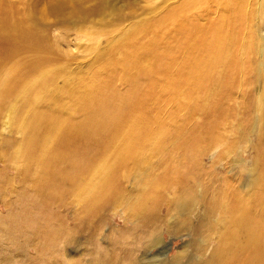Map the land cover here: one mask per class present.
I'll use <instances>...</instances> for the list:
<instances>
[{
	"label": "rangeland",
	"instance_id": "rangeland-1",
	"mask_svg": "<svg viewBox=\"0 0 264 264\" xmlns=\"http://www.w3.org/2000/svg\"><path fill=\"white\" fill-rule=\"evenodd\" d=\"M0 1V10L2 13L0 15V25L6 28V40L9 43L14 41L18 46L22 43H27L31 46L28 49L26 48V50L22 49L24 52L20 51L21 53L13 57L12 54L10 55L7 52L8 47H5L7 44L3 41L4 45L2 44L0 46V56L6 57L3 61L8 56L11 57L8 63L17 66L18 71L30 68V71L35 72V70L40 69L43 65V69L46 67L49 68L44 70V73H47L48 76L40 79V81L36 78V83L33 82L34 84L32 85L35 89L34 93H40L42 83L46 82L47 85L43 91H47L45 94L48 98L54 95L56 99L63 101L66 112L58 120H63L65 118L64 116L68 117L70 114H73V104L75 105L77 102V96L83 94L88 88H104V93L107 96L114 97L115 95H121V98L132 92L133 94L129 95H131V98L134 95V99L128 97L127 100L130 101H124V98L120 101V103L125 105V108L128 109L129 107V110H125V112L132 114L140 106L146 108L151 117L161 116L160 118L166 124L163 125L164 128H162V131L159 128H154L153 133L159 135L165 133L164 135H168L167 138L170 134H172L171 136L175 135L173 140L171 142L169 141L170 144H163L165 150L178 146L186 140L191 131L198 128L201 124L200 121H206L207 114L203 109L202 112L194 111L198 107L196 104L192 106V103H190L192 99L188 97V94H190L193 84H189L188 82L183 83L179 93H175L173 88L168 84L169 74L171 76L178 73L184 74L186 70L187 75L189 74L191 64L188 65L187 61L193 52L191 51V47L186 48L182 45H180L182 47L174 45L176 41H174L175 35L174 38L171 36L174 33L172 25L167 23V27L161 32L156 28L157 21L164 16H171L170 14H173L180 7H183L185 8L183 13L185 17L198 19L199 24L205 27L215 17L229 14V10L234 4L238 3L246 8L253 6L256 13L255 16L253 17V13L250 14L247 17L248 21L246 20V22L244 21L239 25L238 39H233L235 45L231 48V51L238 54L239 58L238 73L234 77L233 89L229 88L228 94H225L226 99L223 100V104H219L217 107V118L215 117L214 119V127L209 132L203 134L206 139L201 143V147L204 150L198 157L201 174L199 175V184L196 191L200 197L203 196L209 199L219 200H221L219 197L224 196L222 191L229 187L233 189L235 194L244 198V200L248 197L253 200L254 196L258 194L264 196V15L262 16L260 14L264 0H200L196 2L195 0ZM24 8H28L31 11L29 17L34 27L32 30L29 27L18 29L14 35V31L12 32V30L17 29L21 24V15L16 10L19 9L21 11ZM249 24L248 30L247 26ZM143 25L146 29L145 31H140L138 28ZM228 31L231 30L228 29ZM200 35L201 39L205 37L202 33ZM156 36L160 39L158 47L162 49L158 50L162 52L170 43V46L173 47L171 50L172 56L178 63L164 70L165 72L156 70L152 79L146 80L145 77H139L140 82L142 79H145V81L143 80L140 83L137 82L139 80L137 78L138 80L136 79L137 81L135 82L140 87L136 85V91L135 82L134 85L131 84V81L129 84V80L123 76L127 71H125V67H123L124 69L121 68L124 66L123 63L121 64L126 55L124 53L134 54L140 48V45L143 48L145 45L148 47L149 41L158 40V37L157 39L155 38ZM170 36L173 39L172 43ZM11 39L12 41H10ZM135 41L138 47L135 45ZM163 42H168L167 46ZM133 43H135V46ZM139 43L142 44L139 45ZM160 44L163 45L161 46ZM245 44H247V49ZM163 46L166 47L164 48ZM136 48L137 50H135ZM189 49L191 51L190 53H188L189 51L187 52ZM194 56L195 61L200 60L201 50L196 51ZM147 60L145 62L149 64L148 68H150L152 59L148 58ZM181 61L182 63H180ZM43 69L41 68V70ZM109 69L110 71L108 72ZM120 70L121 72L123 71V75L122 73L119 74ZM105 71H107L106 74ZM130 72H132V75L136 73L134 69ZM4 75L6 76L7 73H4L3 70L1 71L0 68V77L2 76L4 78ZM120 77L123 79L122 81L119 79ZM129 85L134 87V89L129 88ZM126 86L129 90H127ZM109 87H111V90ZM67 88L71 91L73 90V93L71 92V100L67 94V91L70 90ZM50 89L52 90L48 91ZM65 91L66 94H64ZM107 92L111 95H108ZM42 95L44 96L43 99L47 101L46 95L44 93ZM137 95L140 98H137ZM202 96L203 92L199 89L194 95V98L191 96L193 98L192 102L199 101ZM20 98L21 96L17 97L14 103V108L16 109L13 114L14 121L12 122L11 117L6 116L3 120V125L0 127V156L5 157L2 160L0 158V162H2L0 163V169L2 170H0V176L2 175L0 178H3L2 181L4 182L6 181L5 183H1V185L3 184L2 186H5V190H2L0 193V261L2 258V261L5 259L4 256H7L13 257L16 262L15 264H47L45 260L46 256L44 254V256H39L40 253H36L35 248L40 240L31 229L25 231L19 237L17 233L15 234L10 229L13 228L11 227L13 225L16 227L20 224V228L25 226L24 221L26 222V220L22 217L23 209H28L30 215L33 218L36 217V219L42 217L43 214L40 206L36 202L33 189L34 182L44 173L42 172L44 169L41 168L42 164L40 166L38 161H35L31 169L24 168L25 164L27 165V159L24 161L21 157L27 145L24 142L26 129L20 127V121H28V117H31L36 111L49 110L48 107L52 108L56 106V102H46L43 99L42 101L36 100L34 101L33 107L30 108L28 106L26 111H23L22 109L26 105V96ZM53 98L55 99V97ZM136 98L142 99V102L136 100V104L133 106ZM135 106L138 108L134 109ZM157 113L161 114L158 115ZM72 118L78 119L79 114L72 116ZM43 139L44 137L41 136L36 145L39 151H36L38 152L37 154L42 150L40 148H42ZM70 148L73 150H70ZM79 148L82 150L84 147L66 140L57 141L54 136L49 139L47 151H44L45 153L42 155V159L50 160L52 158L51 155L56 151L58 152V150H61V153L65 152L63 154L66 155L75 153L76 151L74 152V150L79 151ZM94 149H91V151L93 150L92 153L87 149V155H93L92 159H95V156L97 158L100 156L98 154L99 151L96 148ZM94 151L97 155L93 154ZM1 152L3 153L1 154ZM150 155L141 163L130 162L127 165V169L124 171V180L127 181L123 183V187H126L127 190V196L121 197L112 207V210L104 215V218H106L105 223L98 229V232L90 229L88 225L79 226L73 242L63 249L65 252H59L62 249V244L56 245L55 249L57 253L54 255L60 260V263L65 264L69 260L76 259H82V261L90 260L91 256L88 250L93 246L87 239L91 230L97 233L96 242L101 248L104 250H112V240L118 236L117 232L124 227L123 223L127 222V225L130 224L128 220L123 221L122 215L132 213L143 198L148 196L146 193L150 192L151 189L164 190L165 198L160 201L158 208L162 215H165L169 203L176 198L170 190H167L168 186L175 187L172 182L173 176L170 177L168 174L169 168L172 164L178 163L176 161H182L184 157L189 158L192 155L188 153L186 154L187 156L179 157L172 163H170V159L168 161H162V156L156 153ZM11 156L14 159L15 157L18 159L14 160ZM114 159V156H112L111 160L114 161ZM8 160H10V163ZM51 160L53 161L54 158ZM113 161L109 164L101 163L106 170H110ZM5 164L8 165L4 167ZM133 167L138 168L135 169ZM41 172L42 174H40ZM27 174L29 177L27 176V180L24 181V175ZM7 177H10V179ZM6 188L8 189L6 190ZM24 191H26V195L21 193ZM89 196L91 197V195ZM89 196L88 199L90 198ZM58 197L60 200H58ZM78 197L76 193L53 197L55 204L52 206L54 208L52 214L55 212L58 213L55 214L58 217L60 216L59 218L70 226H74L75 223H81L86 219L85 208L87 200ZM85 198L87 199V196ZM126 198L131 201L128 207L123 206ZM147 198L150 200L155 199L153 193ZM256 209L264 211V201ZM193 212L192 220L196 223L199 221V217L196 216L197 213H195V210ZM181 219L182 217L172 216L167 228L164 226L160 228L159 240H161V244L152 250H147L143 254H140V251L137 254L139 253L144 258L153 256L159 260L158 264H168L169 261H172L183 251L189 254L191 259L193 256L192 234L187 232L171 234L167 230L174 231L173 228L177 225L176 222L178 223ZM9 230L10 233L7 232ZM202 240L204 241V239ZM15 242L22 244L21 246L24 247L23 251L26 252V255L21 256L22 258L14 257L13 250L16 248L14 245ZM2 261L0 264H2Z\"/></svg>",
	"mask_w": 264,
	"mask_h": 264
},
{
	"label": "bare ground",
	"instance_id": "bare-ground-1",
	"mask_svg": "<svg viewBox=\"0 0 264 264\" xmlns=\"http://www.w3.org/2000/svg\"><path fill=\"white\" fill-rule=\"evenodd\" d=\"M196 1L200 0H195V2ZM184 10L185 8L180 7L173 14H170L171 16H164L156 23V28L161 32L167 27V23L172 25L174 33L171 36L174 38L175 35L174 41H176V44H173L178 47H191V51L193 52L187 61L188 65L191 64L189 74L187 75V70L184 74L178 73L172 76L169 74L170 77L167 81L175 93L180 92L183 83L188 82L189 84H193L192 90L190 94H188V97L192 100L197 91L201 89L203 96L199 101L193 103L192 100L189 99L191 100L190 103H192V106L196 104L198 107V109L196 108L194 111L202 112L203 109L206 111L205 113L207 116L205 118L206 121H200L201 124L198 128L191 131L186 140L169 150H165L163 144H170L169 141L171 142L175 135L171 136L172 134H170L171 137L169 136L167 138L168 135H164L165 133L159 135L152 132L154 128H159V130L162 131V128H164L163 125H166L160 118L161 116L153 118L148 114L147 109L141 106L139 108L137 107L138 109L135 106L134 109H137L135 113L130 114V112H125V110H129V107L128 109L125 108V105L120 103V101L123 98L124 101H130L127 99L128 97L131 98L132 92L129 93L131 95L128 94L121 98V95H115L114 97L107 96L104 93V88L85 89L86 91L83 94L80 93L81 95L79 96L73 94L78 97L76 98L77 102L75 105L73 104V114H70L68 117L64 116L65 118L63 120H58V118L65 115L66 112L63 101L56 99L54 95L52 96L55 97V99L51 96V98H48L45 94L47 91H43L45 90L44 87L47 85L46 82L42 83L43 85H41L40 93H34L35 89L32 85L37 79L40 81V79H44L48 76L47 73H44V70L48 67L43 69V65L41 67L43 70L38 68V71L35 70V72L30 71V68L18 71L17 66L8 63L11 57L8 56L5 62L3 59L6 57L0 56L1 71L3 70L4 73H7L6 76L4 75V78H2L3 75L0 77V85L2 86H0V127L3 125V120L6 116L11 117L12 122L14 121L13 114L16 111L14 103L17 97L21 96V98H24L26 96V105L22 109L23 111H26L28 106L30 108L33 107L34 101H42L44 97L42 95L43 93L46 95L47 101L45 99L43 100L46 102H56V106L52 108L48 107L49 110L36 111L31 117H28V121H20V127L26 129L24 142L25 144L27 143V145L21 157L24 161L27 159V165L25 164L24 168L31 169L35 161H38L40 166L42 164L41 168L44 169L42 171L44 173L42 174L41 172L40 174L42 175L40 177L38 175L39 178L37 180L35 179L36 181L34 182L33 189L36 202L38 206H40L43 214L42 217L36 219V217L33 218L32 215H30L28 209H23L22 217L26 220V222L24 221V225L27 228L23 226L21 229L20 224H18L16 227L14 225L11 226L13 228L10 229L15 234L17 233L18 237L24 234L25 231L31 229L40 240L35 248L36 253H40L39 256L45 255L47 264H62L54 255L57 253L55 247L56 245L62 244V249L59 251L62 253V251H64L63 249L73 242L79 226L88 225L90 229L98 232V229L105 223L106 218H104V215L112 210V207L121 197L127 196L126 187H123V183L127 181L124 180V171L127 169V165L130 162L141 163L153 153L161 155L162 161H168L170 159V163L176 161L179 157L187 156L186 154L188 153L192 155L189 158L184 157L182 161H176L178 163L172 164L169 168L168 174L170 177L173 176L172 182L175 187L172 188L168 186L167 190H170L176 198L169 203L165 215H162L158 208L160 201L165 198L164 190L151 189V191L146 194L149 196L153 193L155 197L154 200H150L147 198L148 196H145L132 213L122 215L123 221L125 222L128 220L130 224L127 225V222L123 223L124 227L117 232L118 236L112 240V250H104L101 248L96 242L97 233L91 230L87 239L93 246L88 250L91 256L90 260H85L87 262L82 261V259L69 260L65 264H158L159 260L155 259L153 256L148 258L147 255V258H144L141 257L139 253L143 254L147 250H152L161 244V240H159L160 228L162 226L167 228L170 218L175 215L176 217H182V219L179 220L178 223L176 222L177 225L173 228L174 231L167 230L171 234H178L181 232L192 234L193 256L190 259L189 254L183 251L172 261H169L168 264H264V211L256 209V207L262 205L264 196L258 194L254 196L253 200L250 197L244 200V198L235 194L233 189L229 187L222 191L224 196L219 197L221 199L219 200L209 199L203 196L200 197L196 191L199 184V175L201 174L198 157L204 150L201 147V143L206 139L203 134L209 132L214 127V119L215 117L217 118V107L219 104H223V100L226 99L225 94H228L229 88L233 89V84L235 82L234 77H236L235 74L238 73V54L231 51V48L235 45L233 39H238L239 25L244 21L246 22L250 14L253 13L254 17L256 13L253 6L246 8L237 3L232 5L229 14L226 16H217L214 20L209 21L207 26L202 27L197 21L198 19H189L185 17L183 14ZM16 11L21 15V24L17 29L12 28L14 29L12 30V32L14 31V35L17 33L18 29L21 28L29 27V29L32 30L34 25L33 23L31 24L29 17L31 11H29L28 8H24L21 11L17 9ZM1 14L0 10V15ZM260 14L262 16L264 15V1L262 2ZM249 26L250 24L247 26L248 30ZM5 29V27L0 25V46L4 41L5 44H7L5 47H8L7 52H9L10 55L12 54L14 57L18 53L24 52L22 49L26 50V48L28 49V47H31L30 44L27 43H22L23 45L21 44L20 47L11 39L10 41H12L11 43L13 44L12 47V44L6 40L7 33ZM138 29H140V31H145L146 28L143 25ZM228 29L231 31H228ZM201 33L205 35L203 39H201ZM171 36L170 40H172V43L173 39ZM157 37L158 36L155 38L157 39ZM129 41L131 42V40ZM159 41V37L158 40L149 41L148 47L144 43V48L140 45L142 43H139L140 48L138 50L136 48L135 50L137 51L134 54L124 53L126 55L125 58H123L124 61L121 62L124 66L121 68L125 67V71H127L125 75H123V68V71L121 72L120 70L119 74L122 73L124 78L129 80V84L131 81V84L134 85V82L137 81L139 77H145L146 80L152 79L156 70L164 71L170 66L178 63L171 53L173 47L170 46V43L169 46H167V43L170 41L167 43L163 42L167 47L163 46L166 48L163 49L162 52L159 51L162 50L158 47ZM135 43H133V45ZM135 45L137 46V43ZM245 46L247 49V44H245ZM18 47L21 49H18ZM198 50H201V59L195 61L194 53ZM191 51L190 49L187 50L188 53ZM131 53L133 52L131 51ZM148 58L152 59L150 68H148L149 64L145 62L148 61ZM182 61L180 63H182ZM35 64L37 65V63ZM181 68L183 67L181 66ZM133 69L136 73L132 75L130 71ZM109 71L110 69L108 72ZM106 72L107 71H105V74ZM167 73L169 72L167 71ZM140 78L137 82H140ZM119 79H121V77ZM145 79H142V81H145ZM122 80L123 79H121V81ZM137 82H135V88L136 85L139 86ZM109 88L111 90V87ZM129 88L134 89L131 85H129ZM129 88L127 87V90H129ZM51 90L52 89L48 91ZM71 92L73 93V90L67 91L70 100L72 98ZM138 92L141 93L140 91ZM64 94H66V91ZM108 95L111 94L108 93ZM137 96V98H140L139 95ZM191 96H193V98ZM132 98H135L134 95ZM137 98L135 99V103L133 102V106L136 104V100H142ZM73 99L75 98L73 97ZM76 114H79V118L73 119L72 116ZM160 114L161 113L158 115ZM41 136L44 137L41 145L42 148H40L42 150L37 154L39 151L36 145ZM54 136L57 141L66 140L76 145L79 144L84 148L82 150L79 148L80 150H78L80 152L74 150V152L76 151L75 153L66 155L63 154L65 152L61 153V150H58V152L56 151L51 155V157L54 158L53 161L51 160L52 158L50 160H43L42 155L45 153V150L47 151L48 141ZM90 148H96L100 156L98 155V158L95 156V159H92L93 155H87V149L91 153L93 151H91ZM73 149L70 148V150ZM2 153L3 152H1V154ZM93 154L97 155L95 151ZM112 156L115 158L114 161L111 160ZM0 158L2 160L5 157L0 156ZM11 158L14 159L13 156H11ZM17 159L18 158L15 157L14 160ZM112 161L113 164L110 166V170H106L101 163L109 164ZM8 162L10 163V160H8ZM7 165L5 164L4 167ZM133 168L137 169L138 167ZM27 176L28 174L24 175V181L29 177ZM0 177H2V175ZM7 178L10 179V177ZM2 179L3 178H0V193L2 190H5V186H2L3 184L1 185V183L4 182ZM7 189L8 188H6V190ZM21 193H23V195L27 194L26 191ZM68 193H76L77 196L87 200L85 208L86 219L79 224L75 223L74 226L67 225L59 218L60 216L58 217L56 215L58 213L55 212L56 214H52L54 209L52 206L55 204L53 197L66 195ZM89 195H91V197ZM85 196H87V199ZM88 196L90 197L89 199ZM58 200H60L59 197ZM130 204V199L126 198L123 206L128 207ZM193 210L197 213V215H195L199 217V221L196 223L192 220V215H194ZM202 210L203 212H201ZM1 230L3 231V229ZM10 230L7 232L10 233ZM202 239H204V241ZM14 245L16 247L13 250L15 258H22L21 256L26 255V252L23 251L24 247L21 246L22 244L15 242ZM137 252L139 253L137 254ZM4 258L3 261V258L1 259L2 264L4 262H6L4 264L16 263L13 257L4 256Z\"/></svg>",
	"mask_w": 264,
	"mask_h": 264
}]
</instances>
